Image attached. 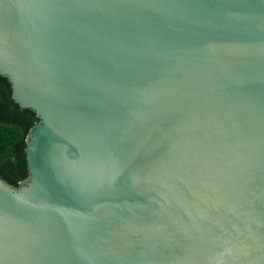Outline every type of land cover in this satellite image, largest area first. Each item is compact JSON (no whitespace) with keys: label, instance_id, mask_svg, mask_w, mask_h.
<instances>
[{"label":"water","instance_id":"1","mask_svg":"<svg viewBox=\"0 0 264 264\" xmlns=\"http://www.w3.org/2000/svg\"><path fill=\"white\" fill-rule=\"evenodd\" d=\"M0 76V264H264V0H0Z\"/></svg>","mask_w":264,"mask_h":264},{"label":"trees","instance_id":"2","mask_svg":"<svg viewBox=\"0 0 264 264\" xmlns=\"http://www.w3.org/2000/svg\"><path fill=\"white\" fill-rule=\"evenodd\" d=\"M36 123L31 111L13 103L9 83L0 76V177L14 187L27 178L25 139Z\"/></svg>","mask_w":264,"mask_h":264}]
</instances>
